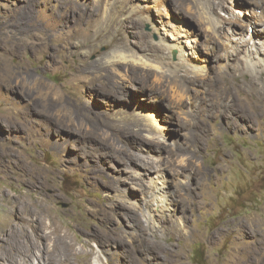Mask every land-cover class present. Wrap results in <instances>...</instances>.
<instances>
[{
    "label": "rangeland",
    "instance_id": "1",
    "mask_svg": "<svg viewBox=\"0 0 264 264\" xmlns=\"http://www.w3.org/2000/svg\"><path fill=\"white\" fill-rule=\"evenodd\" d=\"M154 1L0 0L4 264H264V67L224 61L214 36L207 52L212 34L188 0ZM205 1L246 28L264 15V0ZM121 5L146 21L130 22L128 7L119 16ZM177 17L197 36L186 60L207 72L180 68L175 90L120 61L166 55L156 32ZM261 31L244 44L260 45Z\"/></svg>",
    "mask_w": 264,
    "mask_h": 264
},
{
    "label": "bare ground",
    "instance_id": "2",
    "mask_svg": "<svg viewBox=\"0 0 264 264\" xmlns=\"http://www.w3.org/2000/svg\"><path fill=\"white\" fill-rule=\"evenodd\" d=\"M156 1L160 2L158 0H156ZM253 3L256 6H259L257 2H253ZM186 4H188V5H186ZM186 4H185V6L186 7L188 6L187 7L188 9H192L191 7L194 8L193 10L196 13L198 19L201 21V23H203V25L205 26V29H207L208 32H210L212 34V35L210 34L211 37H207L206 38L207 41L209 42V43L207 42V44L205 46L207 48V50H206L207 52L211 51L210 49H213L214 46L217 43L216 42L217 40H215L212 37V36H214V37L218 38V42H219V39L221 40L220 41L221 42L220 46L224 50V54H223L224 61L226 59H229L230 57H232L234 54L238 53V54L241 55V58L239 59V62L241 63L242 66L244 65V66H247V67H250V68L251 67L256 68V67H259V66H263L264 67V36H263V41H261L262 39L260 40V45H254V42L255 43L258 42L255 39H260V37H262L261 29L264 30V15H262V14L258 15V14H256L255 11H253L254 12L253 16L246 23L247 28L248 27H252V33H251L245 27V23L243 24V22L240 21V17L238 15H234V14L233 15H228L227 14L228 15L227 16L225 14L226 16L225 15L222 16L221 14H216V12L212 11L209 7H207L208 4H207V1H205V0H188V2H186ZM126 8L124 6H122V5L120 6V8H118L119 16L122 15L124 9H126ZM114 10H117V9L115 8ZM128 10H129V12L134 13L136 15V21L135 20H130V22H132L133 24H134V22L146 21V18L144 17L143 14L140 13V11H136L134 8H131V7H128ZM112 19H115V18L113 17ZM179 19L177 17V18L174 19V21L169 22V27H170L169 31L166 30L165 32L164 31L163 32H160V31L156 32V36H157V39H158L157 40V44H158V46L162 47L164 50L167 51L166 52L167 57H166V55L162 54V52H159V47H153V48L151 47L152 50H148V53H146L145 55H143L141 57H139L140 55L136 56L134 54L133 55H127V56H123L122 58L120 57L122 59L120 62H125L126 64H130V65L137 64L138 66L145 67L146 70H152V71L154 70V71H156L158 73L157 77L160 78L161 80L163 79L164 81H166L168 84L171 85L172 88H175V90H178L179 88L182 87V81H181L180 75L178 74V71L180 70V68H184L187 71L189 70V72H191L194 75H203L204 74L203 76H205L207 71H206V66H205V63H204V59L199 61V62H195V63H189L186 60L187 59L186 58V53H187L186 49L189 47V42L191 41V39L196 40L195 38L197 36H196V34L193 31L187 29L186 23L183 22L182 19L181 20H179ZM106 23H107V21H106ZM234 25L235 26L239 25L241 28H243V30L245 32H243L241 29L238 30L237 28L234 27ZM129 26H130V24H129ZM243 33L246 34V36L248 37V40H255L253 42V45L248 46V44L247 45L244 44L245 40H244V37H243L244 36ZM144 36H145L144 34H142L140 36L142 41H145L144 40V38H145ZM248 42H250V41H248ZM217 47H218V45H217ZM126 54H128V53H126ZM173 55H174V62L173 63L167 62L168 59H166V58L172 57ZM119 59H117V60H119ZM137 65H135V66H137ZM158 82H159V80H158ZM252 83L253 82L249 81L248 83H246V87L251 86ZM246 98H248V97H246ZM116 102H117V100H116ZM145 115H146L145 116L146 123L150 124L151 121H152L151 120L152 114H151V112L148 109L146 110V114ZM153 132H154V130H153ZM132 134H133V132H132ZM154 134H156V133L154 132ZM147 135H148V133H147ZM156 144H157V142H156ZM156 172H157V170H156ZM154 183H156V182H154ZM153 186H154V184H153ZM156 186H158V185H156ZM164 186H166V185H164ZM163 193L164 192H163L162 187H159L157 189V195L159 197L160 196H164ZM165 193H166V191H165ZM159 197H158L155 205H156V207H158L159 210H163L164 208L168 207V205H167L168 204L167 203L168 202L167 201L168 198L167 199L164 198L165 199L164 202L161 203V202H159ZM160 200L163 201V198L160 197ZM11 203H12V205H15L17 203V201L13 200ZM147 215H149V213ZM261 225L264 227V223L261 224ZM90 232H92V233H90V238L92 237L94 239H97L101 244L104 242L103 236H106V234H100V233H97V232H94V231H90ZM112 233H113V231H112ZM5 235L6 234L3 231L1 233V239L2 240L4 239V241L6 243V242L9 241V237L5 238ZM58 238L63 240V245L65 246L67 242H65L64 240L67 239V234L65 232H63L62 234L58 235ZM29 244H31V243L29 242ZM106 246H107V244H106ZM63 253H66V252H63ZM66 260H68V259L67 258H63V259H48V260L43 261L41 264H66ZM3 261L4 260L2 259V261H0V264H4ZM15 264H16V262H15Z\"/></svg>",
    "mask_w": 264,
    "mask_h": 264
}]
</instances>
